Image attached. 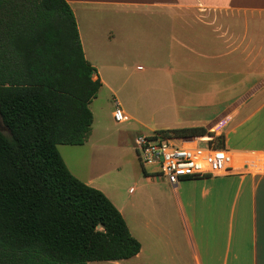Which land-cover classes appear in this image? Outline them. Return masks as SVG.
I'll list each match as a JSON object with an SVG mask.
<instances>
[{
	"label": "crops",
	"instance_id": "obj_1",
	"mask_svg": "<svg viewBox=\"0 0 264 264\" xmlns=\"http://www.w3.org/2000/svg\"><path fill=\"white\" fill-rule=\"evenodd\" d=\"M66 2L75 15L85 58L97 70V78L102 83L100 90L107 89L111 93L117 90L112 77L102 72L105 62L114 72L122 70L131 76L133 72L129 74L128 62L132 60L127 56L137 53L132 46L155 45L156 49L151 51L141 50L146 58H150V53H158L154 60L166 57L191 74L223 77L217 86L195 89L206 94L197 108L205 110L215 106L214 94L222 97L237 94L222 100L224 111L217 118L204 115L192 121L179 117L173 125L176 127L158 130L204 127L215 136L222 135L225 148L238 135L242 139L240 145L230 150L238 168L230 176L184 179L172 186L159 172L144 170L145 182L150 186L166 184L172 192L168 197L161 193L157 197L151 194L133 197L131 202L124 200L120 185L113 179H105L108 173L102 171L98 162L89 161L87 175L81 177L78 175L81 168L75 164H80L78 159L70 164L60 150L69 171L109 198L125 218L132 236L141 244L137 256L111 262L130 264L135 259L139 264H264V0ZM164 68L168 74L174 73L171 65L166 64ZM157 69L162 70V67ZM136 72L144 73L146 68L137 66ZM230 76L239 79L230 83ZM113 100L115 109L101 117L116 125L129 123L132 117L124 110L128 121H115L116 104L120 108L121 104L116 98ZM90 109L94 120L88 141L83 146H66L97 148L93 143L96 126L100 125L98 128L107 132L110 122L103 124L92 110V104ZM243 127L245 131L240 132ZM139 135L143 134H133L134 148ZM202 138L210 140L212 137ZM95 169L101 172L95 171V174ZM135 192L130 188L132 196ZM166 206L174 209L173 217L183 227L182 237L157 223L172 217L162 214Z\"/></svg>",
	"mask_w": 264,
	"mask_h": 264
},
{
	"label": "trees",
	"instance_id": "obj_2",
	"mask_svg": "<svg viewBox=\"0 0 264 264\" xmlns=\"http://www.w3.org/2000/svg\"><path fill=\"white\" fill-rule=\"evenodd\" d=\"M102 83L66 0H0V264L121 261L141 250L117 207L67 168L83 146ZM178 139L204 127L160 130ZM213 140L225 148L222 135Z\"/></svg>",
	"mask_w": 264,
	"mask_h": 264
},
{
	"label": "rangeland",
	"instance_id": "obj_3",
	"mask_svg": "<svg viewBox=\"0 0 264 264\" xmlns=\"http://www.w3.org/2000/svg\"><path fill=\"white\" fill-rule=\"evenodd\" d=\"M131 48V46H128ZM137 51L131 57L127 56L129 64V74L127 76L122 70H115L109 66L108 62H105V68H102V72L112 77L115 85L116 92L111 93L107 89H102L98 93V97L92 104V110L97 117L108 115L109 111L115 109L114 98H116L120 104L122 110L132 117L129 123L122 125H116L114 121L106 117H101L103 124H108V131L103 132L96 126V133L93 137V143L97 144V148L92 150L90 147H70L61 145L60 150L64 155L68 163H73L78 159L79 163H75L81 168L78 175L84 177L87 175V167L90 162H98L102 167V171H106L108 174L105 179H113L115 183L120 185L121 195L124 200L131 202V198L139 196L157 197L159 194L164 193L167 197L172 195L171 190L166 184L159 186H150L144 180L143 171L146 170L149 173L160 172L158 166H144L138 156L136 147L134 148L133 134L141 133L143 135L154 134V131L159 129H167L176 124V121L180 117L181 119H191L196 121V118L204 115H212L213 118H217L221 115L223 110V99L230 96L237 95L235 93L215 95V103L212 108L205 109L197 108L201 103V98L206 96L200 91L202 87L206 85L217 86L221 84L223 80L222 76L216 74H204V73H190L186 68H179L174 62L161 56L158 60H154L158 53H150L149 59L146 58L145 53L141 52L145 48L150 51L156 49L155 45L132 46ZM167 48V47H166ZM160 49L162 47L160 46ZM145 55V56H144ZM168 60V61H167ZM166 64L171 65L174 69L172 75L168 74L164 69ZM179 65L187 66L185 63H179ZM121 67L122 64L120 65ZM141 66L146 68V72H136V67ZM110 67V68H109ZM154 70H149L154 68ZM162 67V70L157 69ZM114 72V74H113ZM119 74V75H118ZM110 79V78H107ZM230 83L236 82L239 78L230 76ZM195 89L197 91H195ZM221 95V96H220ZM216 100L218 102H216ZM215 120V119H214ZM248 127V125H247ZM231 128V127H229ZM245 127L240 129V132H244ZM212 137V136H209ZM217 137V136H215ZM212 137L211 140H216ZM241 137L238 135L226 146V149L232 150L237 145H240ZM175 142V141H174ZM203 147L205 144L200 143ZM59 148V147H58ZM73 161V162H72ZM70 163V164H71ZM83 165V170H82ZM72 167V166H71ZM95 169L93 173L97 174ZM130 188L135 195L130 194ZM168 189V190H166ZM162 214L172 216L169 221L157 222L161 226H165L166 229L171 232H178L182 237V226L176 221L174 209L166 206ZM160 226V227H161ZM181 232V233H180ZM183 246V245H182ZM185 246V244H184ZM148 251V249H146ZM155 256V255H153ZM89 264H115L111 261L90 262ZM130 264H139V261L132 259Z\"/></svg>",
	"mask_w": 264,
	"mask_h": 264
},
{
	"label": "built area",
	"instance_id": "obj_4",
	"mask_svg": "<svg viewBox=\"0 0 264 264\" xmlns=\"http://www.w3.org/2000/svg\"><path fill=\"white\" fill-rule=\"evenodd\" d=\"M116 107L115 121L127 122L126 114L118 104ZM211 139L177 140L155 132L139 135L135 147L144 166H158L159 173L172 186H177L184 179L225 177L236 173L238 168L234 153L215 147ZM200 143L205 146L201 147Z\"/></svg>",
	"mask_w": 264,
	"mask_h": 264
},
{
	"label": "water",
	"instance_id": "obj_5",
	"mask_svg": "<svg viewBox=\"0 0 264 264\" xmlns=\"http://www.w3.org/2000/svg\"><path fill=\"white\" fill-rule=\"evenodd\" d=\"M0 129H1L2 131H5V129H4V127H3V124H2V120H1V118H0Z\"/></svg>",
	"mask_w": 264,
	"mask_h": 264
}]
</instances>
